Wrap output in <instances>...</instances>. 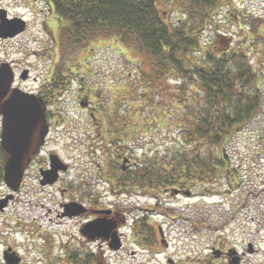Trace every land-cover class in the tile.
I'll return each instance as SVG.
<instances>
[{"label": "rangeland", "instance_id": "obj_1", "mask_svg": "<svg viewBox=\"0 0 264 264\" xmlns=\"http://www.w3.org/2000/svg\"><path fill=\"white\" fill-rule=\"evenodd\" d=\"M0 6L30 21V29L24 35L0 43V58L13 61L19 73L23 68L30 69V80L18 75L17 86L38 92L43 90L53 69L65 72L73 65L67 90L54 101L60 111L55 115L56 121H52L53 128L59 124V140L52 148L58 149L72 166L66 179L83 180L86 189L90 186L88 183H92L93 194L99 192L105 200L127 207L124 213L130 221L145 217L142 232L134 235L130 228L125 230L128 232L126 248L116 254L117 261L121 264H171L168 261L171 258L172 264H207L217 233L222 231L223 234L237 225V222H228L229 219L247 218L252 220L250 228L259 229L254 239L258 253L252 258L264 264V0H236L234 7L223 9L218 16L223 31L218 34L234 39L238 50L245 51L257 69L259 81L251 85L253 92L257 86L261 91L258 93L261 109L227 145L230 167L234 172L239 169L236 183L232 186L225 178L210 196L204 195L201 186L195 187L194 195L190 196L165 191L125 194L118 189H108L102 170L106 168L107 159H113L114 152H103L107 140L101 135L103 128L99 132L92 127L93 109L97 108L95 118L101 124L103 119L110 123L116 120L119 124L126 119L125 123L134 127V120L137 121V132L128 130L132 164L146 154L153 157L155 152L164 158L167 151H177L179 147L178 118L169 115L173 109L171 103H179L172 95L179 96V85L172 80L161 82L159 79L146 85L141 83L136 79L140 66L131 62L138 60L136 52L110 38L96 39L91 45L63 57L59 45L66 23L58 24L54 14L51 34L42 31L40 22L44 15L40 8L44 4L30 7L23 0H0ZM213 32L209 30L206 34V43L213 38ZM89 88L92 98L82 100L83 92ZM182 98L191 99V93L182 94ZM82 101L84 105L87 103L86 107L81 106ZM152 108L156 109L155 113ZM164 108L167 114L163 116L161 109ZM109 114L113 120L109 119ZM156 116L157 120H153ZM166 123L169 125L164 126ZM30 183L29 178L17 199L0 213V264L4 263V251L8 247L23 258L22 264H50L51 260L58 262L54 264H64L66 261L60 256L66 250L62 248L66 238L56 232L63 233L67 222L50 219L57 218L59 205L66 196L64 198L54 188L44 194L31 192ZM7 190L0 183V197ZM222 224L228 226L223 229Z\"/></svg>", "mask_w": 264, "mask_h": 264}, {"label": "trees", "instance_id": "obj_2", "mask_svg": "<svg viewBox=\"0 0 264 264\" xmlns=\"http://www.w3.org/2000/svg\"><path fill=\"white\" fill-rule=\"evenodd\" d=\"M235 1H50L54 14L66 23L59 45L63 57L96 39L110 38L136 52L138 60L131 62L140 66L136 79L141 83L159 79L179 85V96L172 93L179 103H171L173 109L169 112L178 118L179 147L177 151H167L164 158L159 157V152L153 157L146 154L131 169L122 171L119 155L131 151L128 130L137 132V121L134 120V127L125 123L126 119L120 124L107 119L106 124L100 125L107 140L103 152H114V158L107 162L108 173L113 176L112 187L128 193H158L171 187L201 186L211 192L225 178L235 183L237 173L228 168L226 161L227 145L261 109V91L257 86L253 92L251 85L259 81L257 69L247 53L238 50L234 39L218 34L223 32L219 14L234 7ZM209 30L214 35L206 43ZM71 67L65 72L51 71L49 80L54 90L65 87L73 76ZM85 91L93 95L90 88ZM187 92L191 99L182 98ZM53 94L51 91L50 99ZM161 110L163 116L167 114V109ZM151 111L155 113L156 109ZM109 119L113 120L110 114ZM152 119L157 120V116Z\"/></svg>", "mask_w": 264, "mask_h": 264}, {"label": "flooded vegetation", "instance_id": "obj_3", "mask_svg": "<svg viewBox=\"0 0 264 264\" xmlns=\"http://www.w3.org/2000/svg\"><path fill=\"white\" fill-rule=\"evenodd\" d=\"M23 1L30 7L44 4V7H39L40 12L44 15L43 20L40 22V28L44 32H49L51 27L49 22L50 3L47 0ZM19 16L23 17L9 12L7 14L9 18ZM28 28H30L29 22H27ZM19 36L15 38L0 37V43L9 42ZM7 60L8 58L0 59V63ZM11 63L14 62L11 61ZM50 93L51 91L49 90L47 92L38 91V94L47 100L49 106L47 118L50 123V132L45 144L32 157L28 165L23 187H25L27 179L30 178L29 187L31 192L35 191L36 193L44 194L45 190L57 187L59 194L64 196V198L66 196L65 200L59 205L57 218L50 219V221L67 222L64 232L61 233V236L66 238L63 243V247L66 249L63 254L64 257L60 256V259H65L66 262L64 264H121L120 261L116 260V253L124 249L128 238L124 231L125 217L119 211L122 207L115 202L104 201L99 194H93L91 188L80 190L73 185V182L69 184L65 180L71 168L69 167L68 172L64 173L63 167H66L63 163L64 159L58 151L52 149L53 144L58 140L59 132L56 129L53 130L52 126V121H56V119L54 116L55 111L50 109L52 107L49 104ZM5 159L3 151L0 150L1 180L4 173L3 165ZM119 159L123 161V155H119ZM54 167L59 169L57 171L58 179L54 184H50L45 174ZM61 183H64L65 186L60 185ZM4 210H0V213ZM98 219L102 222L96 225L95 222ZM139 221L141 222V219ZM228 222H237V225L230 227L223 234L222 231L217 233L216 242L210 248L207 257L208 264H258V262H254L252 257L258 253V245L254 242V239H257L259 229L250 228L251 224L249 222H252V220L250 221L247 218H232ZM225 226H228V224H222L221 228L224 229ZM116 234H118L120 240L118 241L120 245L118 249H116L117 243L113 240ZM10 248L9 254L12 252L17 253L12 247ZM20 258L21 262L19 264H22L23 258L21 256Z\"/></svg>", "mask_w": 264, "mask_h": 264}, {"label": "water", "instance_id": "obj_4", "mask_svg": "<svg viewBox=\"0 0 264 264\" xmlns=\"http://www.w3.org/2000/svg\"><path fill=\"white\" fill-rule=\"evenodd\" d=\"M0 36H15L25 30V21L5 18L0 10ZM21 77L27 79L28 71ZM15 72L9 63L0 67V116L3 117L2 146L7 160L4 180L13 190H19L26 165L43 144L48 131L46 104L42 97L13 88ZM9 196L4 201L11 198ZM3 206V205H2ZM8 264H18L14 256H6Z\"/></svg>", "mask_w": 264, "mask_h": 264}]
</instances>
